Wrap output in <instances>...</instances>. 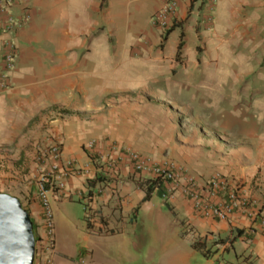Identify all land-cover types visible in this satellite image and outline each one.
Here are the masks:
<instances>
[{"label": "crops", "instance_id": "crops-1", "mask_svg": "<svg viewBox=\"0 0 264 264\" xmlns=\"http://www.w3.org/2000/svg\"><path fill=\"white\" fill-rule=\"evenodd\" d=\"M192 3L180 0L177 21L185 20ZM160 5L161 0H15L9 13L29 20L15 32H6L5 18L0 20V70L8 39H15L18 52L10 87L0 93V175L6 173L1 161L35 160L56 140L64 160L80 165L89 157L90 141L108 154L113 140L156 161L175 160L202 186L225 175L255 202L259 216L201 217L177 189L174 212L211 249L209 258L196 249L192 255L215 264L228 252L233 263L264 264V0H223L215 33L187 20L182 32L170 28L163 43L151 24ZM179 52L190 58L187 68L176 65ZM172 95L179 96L170 100L177 107H165L159 98ZM182 96L188 107H182ZM203 96L213 104L208 107ZM43 161L39 168L50 165V158ZM37 168L36 161L32 175ZM85 179L96 188L91 199L83 198L93 218L86 229L101 238L119 231L126 253L128 224L135 227L144 212L156 220L161 201L170 204L156 188L143 201L144 178L123 163L114 177H67L56 202L73 201L71 193L85 196ZM11 182L0 186L16 189L18 194L6 191L28 204L32 221L43 226L37 183ZM54 247L67 257L56 228Z\"/></svg>", "mask_w": 264, "mask_h": 264}, {"label": "rangeland", "instance_id": "rangeland-1", "mask_svg": "<svg viewBox=\"0 0 264 264\" xmlns=\"http://www.w3.org/2000/svg\"><path fill=\"white\" fill-rule=\"evenodd\" d=\"M194 1L196 4H191L184 21L189 20L190 22L196 23L203 33H215L217 30V9L223 0ZM163 3L164 0H161L160 7L151 17V24L159 29L161 33V43H163L169 31L175 26H178L181 32L184 31V21H177L176 16L170 19L168 24L162 25L159 22L157 14ZM201 51L202 49L200 52ZM165 59L167 61L169 60V58ZM189 60L190 58H188L184 52H179L176 56V65H178V68H187ZM172 97L179 98V96L172 95L170 98L165 96V98L161 97L159 99L165 107H177V105L170 104ZM202 98L207 100L205 98L208 97L203 96ZM181 99L183 103H185V106L182 107H188L189 102L187 104L185 97L182 96ZM207 104L209 107L213 102L207 100ZM108 108L109 107H104L103 110ZM107 139L111 140L109 138ZM93 141L96 143V140ZM111 141L113 142V140ZM51 144L46 145L39 156L36 157L35 160L38 162V168L35 175H32L31 171L36 161L32 160L29 156L1 161L3 162L6 173L0 175V185H2L1 183L5 185L7 183L9 186H13L14 184L12 185L13 182L11 181H15L16 183L20 182L24 184L25 182L37 183L39 187L40 182L43 183L42 176L48 174L51 166L50 159V165L48 167L39 168L41 161L44 163V159L50 158L42 153L49 150ZM84 182H86L89 188V192L87 191L85 196L79 195L78 193H71L68 197L75 198L73 201L59 203L56 202L54 195L63 189H60L57 180H54L53 193L49 194L53 215L52 221L54 224V231L56 228L60 248L63 249L62 252L65 253L67 257L55 254L53 232V234L47 238V245L41 243L39 245L36 244L34 264H47V258L50 259V264H210L206 262L204 258H197L200 256V253L192 255L195 249L191 245L194 238L190 233V229L183 225V218L177 217V214L174 212V208L171 204L174 202L173 200H169L170 204L161 201L163 203L162 211L157 214L156 220L153 219L149 213L144 212L142 216H140L135 227H132L131 223L128 224V228L123 231L127 234L129 239L127 253L125 252L124 241L120 238V233H118L119 231L104 238L99 237L93 231H88L85 223L87 215L89 214L86 207L89 205L83 198H88L90 191V196H93L96 188L95 185L90 182V179H85ZM144 183L146 184L147 180L146 182L144 181ZM7 189H9V187L0 186V192L8 193ZM9 192L15 194L17 192L18 194L16 189H9ZM163 200L165 201L167 199ZM27 205L23 206L26 207ZM35 227L34 233L37 239L44 233L42 226L36 225ZM186 257H188V260H186ZM231 258L232 256H230L228 252H225L216 259L215 264H236L232 262ZM186 261H188V263H186Z\"/></svg>", "mask_w": 264, "mask_h": 264}, {"label": "built area", "instance_id": "built-area-1", "mask_svg": "<svg viewBox=\"0 0 264 264\" xmlns=\"http://www.w3.org/2000/svg\"><path fill=\"white\" fill-rule=\"evenodd\" d=\"M14 2L15 0H0V20L5 18L4 27L6 32H15L29 20L27 14L21 17L22 19H17L9 13V9L14 5ZM179 2L180 0H164L157 14V18L162 25L168 24L170 19L176 16ZM7 45L4 65L0 70V93L7 91L10 87V72L15 67L18 57L15 39H8ZM108 147L109 153L107 154L96 148L95 141H90L87 144L89 157L82 165L78 164L75 159L64 160L61 145L57 141L53 142L49 150L45 151L48 155L45 152L42 153L50 157L51 166L48 174L42 176L43 183L40 182L39 184L44 234L37 238V245L40 243L47 245V238L54 232L49 194L53 193L55 179L60 189H64L67 177L73 174L84 172L93 180L98 177H110L112 174L114 177L121 163L126 164L140 174L145 182L146 180L147 182L155 181L156 189L162 190L161 197L163 199L171 200L174 197V192L177 189H182L190 198L194 213L201 217L228 221L234 213H242L248 217L259 216V213L255 210V202L243 192L242 187L225 175L216 174L209 179L207 185L202 186L195 178L186 176V168L175 160L156 161L115 142L109 143ZM99 191L97 190L96 193H99ZM222 194L225 197L222 201L214 199V197ZM262 222L264 225V219ZM47 260V264H50V259L47 258Z\"/></svg>", "mask_w": 264, "mask_h": 264}, {"label": "water", "instance_id": "water-1", "mask_svg": "<svg viewBox=\"0 0 264 264\" xmlns=\"http://www.w3.org/2000/svg\"><path fill=\"white\" fill-rule=\"evenodd\" d=\"M36 237L19 198L0 192V264H34Z\"/></svg>", "mask_w": 264, "mask_h": 264}, {"label": "trees", "instance_id": "trees-1", "mask_svg": "<svg viewBox=\"0 0 264 264\" xmlns=\"http://www.w3.org/2000/svg\"><path fill=\"white\" fill-rule=\"evenodd\" d=\"M180 45H181V43H180ZM146 195H145V197H144V199H143V201H147V200H149V198L151 197V195H152V193H153V191L155 190V188H156V183H155V181H153V182H147L146 184ZM90 194H91V191H90V193H89V197L88 198H90L91 199V196H90ZM89 205V204H88ZM24 207V206H23ZM29 213H30V211H29V209L28 208H26V207H24ZM87 208V210H88V212H89V214L87 215V218H86V221H87V225H88V227H92V225H93V218H92V215H91V213H90V209H89V207H86ZM136 212H137V208L135 209V211H134V213H133V217L136 215ZM31 216V215H30ZM33 222V221H32ZM36 225H35V223L33 222V230L35 231V227ZM35 234V233H34ZM37 240V239H36ZM218 241H215V243L214 244H216ZM220 242H224V240H220ZM192 247L193 248H195L196 250H198L201 254H203V256H205V257H210L211 256V254H210V252H211V249L209 248V247H207V243H206V240L205 239H202V238H194L193 240H192Z\"/></svg>", "mask_w": 264, "mask_h": 264}]
</instances>
